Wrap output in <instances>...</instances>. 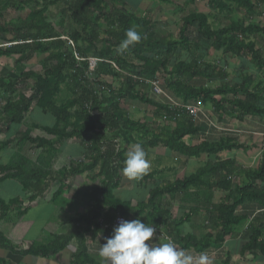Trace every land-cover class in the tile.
<instances>
[{"label": "trees", "instance_id": "obj_1", "mask_svg": "<svg viewBox=\"0 0 264 264\" xmlns=\"http://www.w3.org/2000/svg\"><path fill=\"white\" fill-rule=\"evenodd\" d=\"M147 1L174 5L171 0ZM200 1L219 13L244 11L249 17L257 14L259 6H264V0ZM58 4L64 6L57 19L52 21L45 14L49 7ZM27 7L31 10L20 22L22 27L1 22L9 8L20 10ZM125 7L126 0H0V41L9 45L0 48V56H15L18 65L26 64L34 57L41 58L39 65L42 69L39 73L24 72L21 68L18 74L0 76V91L12 98L2 107L4 125L0 132L12 126L20 128L25 115L31 112H39L53 120L49 126H40L50 139L32 137L29 132L18 130L13 138L0 143V152L9 146L19 149L10 163L0 166V182L15 181L30 196L26 203L22 198H14L7 203L0 201V222L10 212H14L16 217L26 215L29 203L42 197L56 180L60 186L53 199L68 191L65 181L74 176L89 173L92 181H99L89 194L92 203L90 212L73 221L82 226L64 236H53L39 247L29 245L24 250L13 246L0 233V248L23 257L47 258L59 254L75 239L77 249L69 264H99L89 257L84 235L113 230L114 219L122 217L127 221L137 218L147 220L157 230L162 226L164 237L171 238L178 248L197 255L207 253L213 247H223L227 239L234 240L238 235L240 240L233 241V245L229 243L231 251L228 249L226 258L218 264H231L230 254L234 247H237L236 253L240 257L245 254L264 255V148L258 166L244 169L235 160L219 158L222 153L247 150L244 143L229 133L217 142L202 140L196 145H187L183 139L199 135L201 125L196 124L195 127L193 119L184 110L159 104L146 97L140 88L141 84L158 83L161 79L174 100L182 105H210L220 121L225 117L238 123H243L245 119L264 121V55L263 49H256L254 42L258 39L264 46V27L230 22L223 28L214 29L209 24L208 15L190 13L181 20L177 39L159 38L153 34L146 18H137ZM68 19L77 30H70L65 35L63 27ZM102 21L107 25L105 39L99 38ZM130 27L141 33L142 41L126 54L118 55L116 48ZM192 27L215 52L247 59L261 77L255 80L252 75L245 74L238 83H226L227 74L223 69L202 64L192 56L188 61L176 59L178 52L194 53L198 48L186 36ZM62 37L72 42L73 48ZM75 53L81 59L98 60L95 69L89 71L88 63L77 61ZM123 72L127 74L124 76ZM103 77H111L119 82V86L108 84ZM216 79L220 82L218 87L207 88L201 84ZM61 86L67 89L70 96L59 104L56 95ZM26 87L30 91L29 96L20 94ZM15 94L18 97L13 99ZM124 101L148 105L153 108L156 117L165 113L169 120L175 121L174 129L165 136L159 130L149 138L147 125L131 120L122 109ZM204 124L209 129L206 121ZM144 139L148 148L162 145L169 153L181 156L185 161L201 156H206L207 160L194 173L182 179L153 185L146 199L133 206L130 199L121 200L113 195V191L120 185L127 149ZM69 142L74 144L76 152L73 154L79 155L72 160L83 161L71 162L54 173L50 169L51 162L59 152L66 151ZM35 149L39 150V154L32 162L23 153ZM211 157L216 159L210 160ZM155 176L154 172L148 173L137 184L153 182ZM216 194L223 195L218 203H214ZM166 198L191 206L181 217L173 218L169 209L163 206L162 201ZM254 205L258 206V215L249 221L253 213L248 211ZM202 216L207 224L203 236L185 232L184 226ZM100 218L110 226L109 229H102L98 222ZM195 226L199 233L200 226ZM0 264L5 263L0 260Z\"/></svg>", "mask_w": 264, "mask_h": 264}, {"label": "rangeland", "instance_id": "obj_2", "mask_svg": "<svg viewBox=\"0 0 264 264\" xmlns=\"http://www.w3.org/2000/svg\"><path fill=\"white\" fill-rule=\"evenodd\" d=\"M171 1L174 3V5L160 4L158 2H151L147 0H126V7L124 9L127 12L134 14L137 18H141V17L146 18L151 24L153 34L159 38L177 39L178 29L181 24V20L190 13H200V14L208 15L209 24L214 29L223 28L227 26L230 22L242 23L244 25L256 24L264 27V6H259L258 11L256 12L257 14H255L253 17H249L246 15L244 11H235L232 13H226V12L219 13L216 10L211 9L206 2H202L200 0H171ZM63 6H64L63 4H58L54 7H49L45 15L52 21H55ZM30 10H31L30 7L22 8L20 10H13L12 8H9L7 12L4 13L1 22H6L12 25H16L17 23H20L21 21L25 20ZM63 29H64L63 34L67 35L70 30H77V27L73 25L68 19L65 22V26L63 27ZM106 29H107V25L102 21L100 28L101 35L99 36V38L101 39L106 38L104 34V31ZM186 36L190 42L198 45V48L195 49L194 53L188 51L178 52L176 59H178L179 61H188L190 56H192L196 61H200L202 64H208L218 70L223 69L224 72L227 74V78L225 82L231 84L240 82L241 76L245 74L252 75L255 78V80H258L261 77L260 72L256 70L247 59H237L229 54H223L222 52H215L210 47L208 42H205L198 37V34L194 27L188 29ZM254 42L256 44V49H261V48L263 49L262 51L264 55V46L262 45V42L258 39H256ZM40 60L41 58L37 59L35 64L24 67L25 71L32 70L41 73L42 69L40 68L39 65ZM22 70L19 69L18 71V69H16L15 74H18ZM169 71L170 70L168 69L167 72ZM123 74L125 76L127 73L123 72ZM164 77L166 79L168 78L167 75ZM103 79L108 84L114 87L119 86V82L114 81L111 77H103ZM31 83L32 81H30L29 84L32 85ZM158 84H160L161 87H163V90L162 89L161 90L164 92L165 96H158V97L154 96V93L152 92L148 83H145L144 85L141 84L140 88L146 97L152 99L153 101L159 104L164 105L170 101L173 102L175 101L180 104L178 100L177 101L174 100V98L171 96L169 91L165 88V85H163L161 79L158 80ZM201 84H204L207 88H215L220 85V82L219 80L216 79ZM27 88L28 87H26V89H23L20 94L23 93L26 96H29L30 91ZM69 96L70 95L67 89L64 86H61L59 92L56 95L57 103L60 104L65 102L69 98ZM17 97L18 94H15L13 96V99ZM11 99L12 98L8 94L0 91V115L2 114L1 110L2 107L5 105V102ZM189 105H200V104H189ZM121 106L131 120L138 121L140 123L147 125L149 138L153 136V134L159 132V130L160 132H163L162 136H165L169 134L175 127V121H173L172 119L169 120L165 113H162V115L156 117L154 115L153 108L143 103L134 102V101H124ZM203 107H204L203 108L204 115L210 121L212 120L213 124L215 123L218 126V128L221 129L225 128L229 130L228 132L229 135L235 136V138H237L241 143H244L247 148L245 152L232 151L230 153H222L219 155V158L222 160H227V159L235 160L236 164L244 169H255L259 164L261 150L264 148V121L260 119H245L243 123H238L236 120L229 117L228 118L225 117L223 121H220L212 111L210 105H205ZM32 109L33 106L31 110ZM52 121L53 120L49 116L41 115L39 112H35V113L31 112L25 115L24 120L19 129L22 131L29 132V134L32 137H38V138L42 137V138L50 139V137L45 136V134L40 130L41 129L40 126H45V125L49 126L52 123ZM192 124L195 127L196 124H200L202 127V132L199 135L184 138L183 142H185L187 145L193 146L198 144L202 140H207L209 142H217L221 138H224L223 136L224 134H222L224 131H218V130L215 131L214 128L207 129L203 120L200 121L192 120ZM2 125H4V123L2 120V116H0L1 128H3ZM15 131H17L16 128L12 129L10 134L11 135L15 134L16 133ZM138 143H140L143 146V148L148 154V158L151 160V168L148 173L151 172L156 173L154 180H156L155 182L159 184H161L160 181L168 182L173 179L182 178L185 175L192 174L195 172L194 169H198L207 160L206 156H201L198 159H190L186 165L185 163L186 159L176 154L169 153L162 145H157L156 147L151 149L147 147L145 139ZM130 149L131 146L129 149H127V152ZM18 150L19 149L14 148L12 146L3 149L0 152V166L7 165L8 163H10V161L14 157V154H16V152L18 153ZM23 154H25L27 158H29L32 162H34L39 154V150L37 149L30 150L28 153H23ZM215 159H216L215 157L210 158V160H215ZM55 160L66 161L65 163L58 162L59 166L65 165L66 167L68 161L72 160V157H68L67 154H65V152L63 151L61 153L59 152L55 156ZM121 177H125V176L121 174ZM78 182L82 183V185L79 184L80 187H78L75 182H71L70 184L71 188H76L80 194H85L86 192V195L89 196L91 185L94 184L93 182H97V181H92L89 178L86 179L83 178L82 181L79 180ZM120 192L123 191L121 190ZM136 193H137V197H136ZM49 194L50 192H47L46 195L43 198H41V200L39 201V203L43 204V206L45 205V207L42 206H40L39 208L34 207L30 209V211L26 215L18 218L16 217L15 213L10 212L12 214V218L10 220L16 221L17 224H12L14 227H9V226L6 227L5 228L6 231H2V233L8 235L10 239L25 240L26 242H31L28 245L25 244V247L26 246L28 247L29 245H34L35 247H39L44 243L43 241H45V239H42L37 235L40 232V230L43 231L42 229L44 226L47 225L46 224L47 222L48 224L51 223V221H49L48 218L52 217L53 220L55 218L56 220L61 222L62 220H66L67 218H69L71 212L70 210H75L76 211L75 214H79V211L77 210H79V208L82 207V205L85 204V207L87 206V212L90 211L92 206L91 203H88L89 201L87 198L86 200H84L85 201L84 202L81 198L70 196L68 198L67 203H64V201H60L61 205L60 206L57 205V209H53V207L51 208L48 207L49 199H50ZM24 195L25 194L22 191L21 187L15 181L6 180L3 182V184L0 185V201H3L4 203H7L9 200H12L14 198L23 199ZM113 195L121 200H126V201L129 200V195H133V197H135L138 201H141L140 197L144 196V193L135 190L132 192V194L119 193V191L116 189L113 191ZM222 198H223L222 194H216L214 197V203H218ZM59 199L61 200L62 198ZM73 199L75 200L74 202ZM165 201H162L163 206L170 209V213L172 217L173 218L181 217V215L184 212H182V210L179 209L180 207L178 203L177 202L165 203ZM257 208L258 206L254 205L253 208L248 211L249 213L251 211L253 213L249 221H251L253 217L258 215V213L256 212ZM193 220L196 221V225L200 226L201 228L199 233L196 231V234L199 237L203 236V234L206 233L205 228H207V224L205 223V217L202 216ZM142 222L148 223L147 220H143V219ZM204 225H206V227ZM159 232H162V228H160ZM162 238L163 236H161V234L158 233H156L153 237V239L158 242H163ZM233 239L235 241L236 240L239 241L240 237L237 235ZM234 249L235 250H233V252L230 254L231 260L233 261L234 264H264V255H260L259 253H257L255 256L250 254H245L243 257H240L236 253L237 247H234ZM222 250L224 253V249ZM222 250L221 247H216V248L213 247L209 252H207V254L208 256L210 255L212 256L214 254H219L220 252H222ZM211 256L209 257L210 264H217L216 261L218 260L214 256L212 257Z\"/></svg>", "mask_w": 264, "mask_h": 264}, {"label": "crops", "instance_id": "obj_3", "mask_svg": "<svg viewBox=\"0 0 264 264\" xmlns=\"http://www.w3.org/2000/svg\"><path fill=\"white\" fill-rule=\"evenodd\" d=\"M16 26L22 27V25L20 23H17ZM8 46L9 45H6V44H4V43H2L0 41V48H7ZM16 59H17V57H15V56H11V57L0 56V76L1 77H7V76H10L11 74L14 75L16 69H21L22 68L24 70V72H25L24 67H27V66L32 65V64H35L37 59H39V58L34 57L30 62H28L26 64H21V65L16 64ZM26 71H32V70H26ZM211 123L213 124L212 120H211ZM213 125H214L213 127L215 128L214 129L215 131H216V129H221V128H218V126L215 123ZM209 128H211V127L209 126ZM12 129H14L13 126L9 130H7L5 132H2V131L0 132V143L5 142L6 139L8 140V139L13 138L14 134L13 135L10 134ZM16 129H17V131L19 130L20 132H24V131L20 130L19 128H16ZM0 130H2L1 127H0ZM221 130H225L222 134H226L227 135L228 132H229V130H227L225 128H223ZM17 131H15V132H17ZM231 136H233V135H231ZM73 145L74 144H72V143H69V145H67L65 154H67L68 157L79 158L78 157L79 155H76L77 153L75 155L73 154V152H76V150H73L74 149ZM76 148H77V146H76ZM80 150L82 152V148ZM82 161L83 160H69L67 165H66V167L71 162H82ZM188 161L185 162L186 165H187ZM58 162L65 163L66 161L52 160L51 165H50V169L54 173H56L57 171H59V170H61L62 168L65 167V165L64 166H59ZM1 166H4V165H1ZM194 171H196V169H194ZM90 175L91 174H89V173H85V174H82V175H79V176H74L71 179H69L68 181H65V184L67 186L69 185V189H68V191H65V193L61 194V196L59 197V198H62L61 200L59 198L53 199L54 198L53 195L58 190V188L60 186V183L58 182V180L52 182L50 184L48 190L44 193V195L42 197H39V198L35 199L33 202L29 203L28 212L30 211V209H32L34 207H38V208L40 206L45 207V205L43 206V204L39 203V201L41 200V198H43L46 195L47 192H50V194H49L50 195V199H49L48 207H50V208L53 207V209H57V205L58 206L61 205L60 201H64V203H67L68 198L70 196L76 197V198H81L83 201L86 200V198H87L88 201H89V202L88 201L87 202L91 203L89 196L86 195V192H85V194H80L77 191L76 188H71V186H70L71 182H75L76 185L78 187H80V185H82V183H79L78 181L79 180L82 181L83 178H85V179L89 178L90 179ZM182 178H176V179H173V180L168 181V182H173V181H175L177 179H182ZM95 181H97V182H93L94 184L91 185L89 194L91 192V188L92 187L98 186V182L99 181L98 180H95ZM155 181L156 180H153V182L149 181L150 183H148V184H144L143 183L142 185H140V184H137V181H130L126 177H121L120 185L117 188V190L119 191V193H129V194H132V192L134 190L143 192L144 196L140 197L141 201H138L135 197H133V195H129L130 202L134 206L137 203H142L146 199V197L148 195V191L153 185L156 186V185L159 184V183H156ZM3 182H0V185L3 184ZM163 182H166V181H162V182L160 181V183H163ZM2 187H3V185H2ZM121 190L123 192H120ZM29 197L30 196L28 194L24 195V197H23L24 203L27 202ZM136 197H137V193H136ZM74 201L75 200L73 199V202ZM164 201H165V199H164ZM172 202H174V203L177 202L179 207H180L179 209H181L182 212H186L185 209L187 207L191 206V204H182V203L178 202L177 200L170 201L168 198H166L165 203H172ZM182 205H185V207H182ZM70 211L71 212H70L69 218H67L66 220H62L61 222H59L55 218L53 220L52 217L48 218V220L51 221V223L48 224V222H47L46 223L47 225L44 226L43 229H42L43 231L40 230V232L38 233L37 236L41 237L42 239H45V241H43L45 243L46 241L51 239L53 236H64L66 234H69L75 228H78V227L82 226V224L80 226H78L77 225L78 223L75 224V222H73V221L75 219H77L79 216L87 214V213L90 212V211L87 212V206L85 207V204L82 205V207H80L79 210H77V211H79V214H75L76 213L75 210H70ZM169 211H170V209H169ZM85 212H87V213H85ZM12 213H14V212H12ZM11 218H12V214L8 213L6 215V217H5V219L2 222H0V233L3 234L13 246L19 248V250H21V249L24 250L27 247V246L25 247V244L28 245L31 242H26L25 240L10 239L8 237V235H6L5 233H2V231H6L5 230L6 227H8V226L9 227H14L12 224H17L16 221L10 220ZM100 221H102L101 218L99 219L98 222H100ZM192 221L193 222H191L189 226H184V229H185V232H187V233L189 232V233H191V234L196 236V226L194 227V225H196V221H194V220H192ZM47 226H49V227H47ZM161 228H163V227L161 226ZM159 230H157V231H158V234H161V236H163V238H162L163 242H167L168 239L166 237H164V233L163 232H159ZM112 231L113 230H109V231H106V232L102 231V232H99V233H96V234L93 233V232H89V233H86L84 235V242H85V246H86L87 253H88L89 257L92 258L93 260H95L96 262H98L99 264H100V258L97 255L99 244L103 245L106 242L105 238L110 237L111 234H112ZM42 239H41V241H42ZM154 241L158 242L156 240H154ZM233 241H235V240H233ZM233 241L227 239L226 243H225V246L221 247V250L224 249V253H223V250H222V252H220L219 254L212 255L218 260V261H216L217 264L219 263L220 260H223V259L226 258V256L228 255V249H229V246H230L229 243L231 242L232 245H233ZM236 241L238 242V240H236ZM163 242H160V243H163ZM76 249H77V241L75 239H72L70 241V243L68 244V246L64 250H62L59 254H57L55 256H49L47 258H40V257H33V256H24L23 257V256H19V255H16V254H12L8 250H4V249L0 248V260L4 261L5 264H69L71 262V260H72V255L75 254ZM187 252H189L193 256H196V253L193 252V251H187ZM231 264H234L232 260H231Z\"/></svg>", "mask_w": 264, "mask_h": 264}, {"label": "clouds", "instance_id": "obj_4", "mask_svg": "<svg viewBox=\"0 0 264 264\" xmlns=\"http://www.w3.org/2000/svg\"><path fill=\"white\" fill-rule=\"evenodd\" d=\"M142 38L135 27L128 28L116 53L126 54ZM150 168L151 160L143 146L133 144L123 161L122 174L130 181H138L148 174ZM156 232V227L138 218L119 221L111 236L105 238L106 242L99 244L97 255L100 264H210L207 253L193 256L178 248L171 238L167 242H155L153 237Z\"/></svg>", "mask_w": 264, "mask_h": 264}, {"label": "built area", "instance_id": "obj_5", "mask_svg": "<svg viewBox=\"0 0 264 264\" xmlns=\"http://www.w3.org/2000/svg\"><path fill=\"white\" fill-rule=\"evenodd\" d=\"M62 39L67 40L64 37H62ZM67 44L73 48L72 42H70L69 40H67ZM73 55L77 61H86L88 63V70L89 71H93L95 69V67L97 66L98 60H96V59L87 58L85 60V59H81L76 53ZM146 83H148L149 87L151 88L152 92L154 93V96H156V97L165 96L164 92L161 90V88L157 82H146ZM167 104L170 107V109H176V108L182 109V110H184L185 114L189 118H191L193 120L200 119V120L206 121L211 128H214L213 127L214 125L211 123V121L204 115L203 108H201L199 105H182V104H179L175 101L174 102L170 101ZM199 117H201V118H199ZM216 130L225 131V130H221V129H216ZM121 220H124V218H122V217L115 218L113 223H112V228L116 227L118 225L119 221H121ZM99 223H100L103 230H107L110 228V226L104 224L102 221H100Z\"/></svg>", "mask_w": 264, "mask_h": 264}]
</instances>
